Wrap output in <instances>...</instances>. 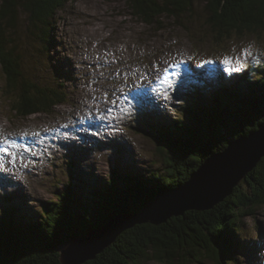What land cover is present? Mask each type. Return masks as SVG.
<instances>
[{"label": "trees", "instance_id": "obj_1", "mask_svg": "<svg viewBox=\"0 0 264 264\" xmlns=\"http://www.w3.org/2000/svg\"><path fill=\"white\" fill-rule=\"evenodd\" d=\"M125 1L132 15L148 25H162L164 17L180 21L194 4V0ZM203 1L217 45L234 36L264 32V0ZM67 3L0 0V64L7 93L14 96L13 110L21 117L50 114L66 100L61 80L48 87L25 69L20 42L21 32L27 31V39L42 44V49L55 48V20ZM191 68L169 115L150 111L138 117L137 130L154 146L156 163L151 168L141 171L123 165L95 185L72 177L56 200L44 202L39 210L16 202V195L1 199L0 264H62L59 249L70 239L105 226L116 215H139L159 192L183 186L229 142L264 125V62L235 73L215 64ZM260 211L264 213V158L212 210L188 211L158 227L135 226L85 264L202 263L211 257L215 264H241L240 254L256 244L244 220L256 219Z\"/></svg>", "mask_w": 264, "mask_h": 264}, {"label": "rangeland", "instance_id": "obj_2", "mask_svg": "<svg viewBox=\"0 0 264 264\" xmlns=\"http://www.w3.org/2000/svg\"><path fill=\"white\" fill-rule=\"evenodd\" d=\"M206 11L203 0H194L180 21L164 17L162 25H148L125 0H68L55 20L57 46L50 52L22 31L25 69L46 86L61 80L66 100L50 114L17 115L0 64V148L8 147V153L0 151V201L16 195V202L39 210L72 177L95 185L123 165L151 168L154 146L137 130L138 117L150 111L169 115L191 67L215 64L235 73L264 62V32L217 45ZM4 138L17 147L4 145ZM244 221L256 244L250 255L240 254L241 264H264V213Z\"/></svg>", "mask_w": 264, "mask_h": 264}, {"label": "water", "instance_id": "obj_3", "mask_svg": "<svg viewBox=\"0 0 264 264\" xmlns=\"http://www.w3.org/2000/svg\"><path fill=\"white\" fill-rule=\"evenodd\" d=\"M262 158L264 125L248 136L229 142L223 152L208 158L183 186L159 192L139 215H116L105 226L70 239L65 247L59 249L62 264H85L94 260L123 232L135 226L158 227L172 218L183 217L188 211L212 210L232 195Z\"/></svg>", "mask_w": 264, "mask_h": 264}, {"label": "snow or ice", "instance_id": "obj_4", "mask_svg": "<svg viewBox=\"0 0 264 264\" xmlns=\"http://www.w3.org/2000/svg\"><path fill=\"white\" fill-rule=\"evenodd\" d=\"M248 55H251V53H247ZM225 63L228 64V63H231V60L229 59H225ZM165 72H167V69H164ZM9 143H11L7 138H4L3 140V144L4 145H8ZM11 146L12 147H17V145L15 143H11ZM0 151L4 152V153H8V147H3V148H0ZM10 155L12 156H15L14 153H10ZM0 159H2V157H0Z\"/></svg>", "mask_w": 264, "mask_h": 264}, {"label": "bare ground", "instance_id": "obj_5", "mask_svg": "<svg viewBox=\"0 0 264 264\" xmlns=\"http://www.w3.org/2000/svg\"><path fill=\"white\" fill-rule=\"evenodd\" d=\"M69 194H70V193H69ZM65 198H66V197H65ZM247 248H248V247H247ZM251 249H253V248L251 247L249 250H246V252H245L244 254H245V255H246V254H249V255H250V254H251V251H250ZM238 250H239V249H238ZM236 253H237V252H236ZM238 259H239V258H238Z\"/></svg>", "mask_w": 264, "mask_h": 264}]
</instances>
